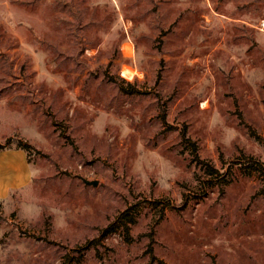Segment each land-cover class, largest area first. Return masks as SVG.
I'll return each instance as SVG.
<instances>
[{"label": "rangeland", "instance_id": "obj_1", "mask_svg": "<svg viewBox=\"0 0 264 264\" xmlns=\"http://www.w3.org/2000/svg\"><path fill=\"white\" fill-rule=\"evenodd\" d=\"M0 144V264H264V0H0Z\"/></svg>", "mask_w": 264, "mask_h": 264}, {"label": "crops", "instance_id": "obj_2", "mask_svg": "<svg viewBox=\"0 0 264 264\" xmlns=\"http://www.w3.org/2000/svg\"><path fill=\"white\" fill-rule=\"evenodd\" d=\"M30 171L26 154L20 149L0 150V198L20 183L29 181Z\"/></svg>", "mask_w": 264, "mask_h": 264}, {"label": "trees", "instance_id": "obj_3", "mask_svg": "<svg viewBox=\"0 0 264 264\" xmlns=\"http://www.w3.org/2000/svg\"><path fill=\"white\" fill-rule=\"evenodd\" d=\"M123 90H125V91H127V89H125L124 87H121ZM129 92H134V90L132 91H129ZM186 135H187V133H186V131L184 130L183 131V136L184 137H186ZM193 145H194V148L195 149H197V145L196 144H194L193 143ZM8 146H6V145H3V144H0V150H3V149H5V148H7ZM27 145H24V146H21L20 145V147L19 148H21V149H24V150H26L27 149ZM249 161L250 162H253L252 164H250V165H255V166H257L256 168H264V164L261 162V161H258V160H256V159H254V158H252V157H250L249 158ZM208 166V172L210 173V174H214L215 172H216V169L213 167V166H211V165H207ZM167 206V205H166ZM166 206L164 207L163 206V213L165 212V210H166ZM169 206H172V205H169ZM117 219H118V222L120 221L121 223L123 222V226H124V231H125V237H126V239H128V240H131L132 239V237H131V234H130V226L126 223V221L127 220H129L130 222H135V219H134V217L132 216V215H130L129 214V211H125V212H123V213H121V214H119L118 215V217H117ZM115 227V228H114ZM114 227H108L107 229H105V231L106 232H113V231H115V230H117L119 227H117V226H115L114 225ZM151 236H152V234H150ZM151 249H152V247H150Z\"/></svg>", "mask_w": 264, "mask_h": 264}, {"label": "bare ground", "instance_id": "obj_4", "mask_svg": "<svg viewBox=\"0 0 264 264\" xmlns=\"http://www.w3.org/2000/svg\"><path fill=\"white\" fill-rule=\"evenodd\" d=\"M128 67V66H127ZM123 74L125 75V76H127V77H132L133 76V74H134V72H133V70H131L130 69V67L129 68H125L124 70H123Z\"/></svg>", "mask_w": 264, "mask_h": 264}, {"label": "water", "instance_id": "obj_5", "mask_svg": "<svg viewBox=\"0 0 264 264\" xmlns=\"http://www.w3.org/2000/svg\"><path fill=\"white\" fill-rule=\"evenodd\" d=\"M85 182L87 184H93V185H96L97 184V181H88V180H85Z\"/></svg>", "mask_w": 264, "mask_h": 264}]
</instances>
